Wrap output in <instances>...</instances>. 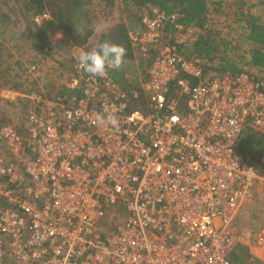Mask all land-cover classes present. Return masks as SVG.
Here are the masks:
<instances>
[{"label":"built area","instance_id":"1","mask_svg":"<svg viewBox=\"0 0 264 264\" xmlns=\"http://www.w3.org/2000/svg\"><path fill=\"white\" fill-rule=\"evenodd\" d=\"M207 1L204 27L150 5L129 30L138 62L155 55L140 83L144 107H130V92L140 93L113 70L93 78L78 57L65 82L76 95L2 89L34 107L24 132L0 126V264H238L231 255L242 246L248 264H264V225L237 224L264 187V154L253 161L237 150L246 130L264 135V69L245 62L250 53L238 73L187 56L215 28ZM262 3L244 8L245 36ZM108 114L118 127L97 122Z\"/></svg>","mask_w":264,"mask_h":264},{"label":"trees","instance_id":"2","mask_svg":"<svg viewBox=\"0 0 264 264\" xmlns=\"http://www.w3.org/2000/svg\"><path fill=\"white\" fill-rule=\"evenodd\" d=\"M209 2L213 6L214 11L223 5V0L212 3L209 0ZM98 3H105L106 7L123 6L124 12L129 15L126 17L127 23L115 24L114 28L104 32L95 42H92V38L96 37V31L92 24L90 6ZM150 5L158 6L169 13H181L182 21L199 27L206 25L208 13L211 10L207 0H0V86H8L26 92L39 90L34 87L36 80L33 81V84L29 83L32 84L30 86H26L24 81L27 80L29 82L28 76L31 75V70H36L37 67L33 69L25 60L16 55L15 50L18 49L19 43H25L29 38L28 42H34L37 50L46 55L49 49L51 50L55 47L51 41L48 42L52 30H58L63 34L65 38L63 46H65L64 49L66 50L73 46H81L85 51H89L97 48L102 42L108 41L126 49L125 60L132 59L134 53L129 42L128 31L137 28V26L130 27L129 23L135 22V25H137L138 21L141 20V12ZM43 13H49L51 17L44 19L41 23L33 20L34 15ZM247 21L249 31L245 37L251 44L250 65L264 69V21L259 15L254 14H248ZM214 30L215 28L212 29L211 27L204 29V32L200 33L193 44L184 47V52L187 56L198 54L205 55L211 59L218 58L221 72H240L241 69L234 62L232 56L229 57V55L218 53L222 45L225 46L223 50H227L226 43H230V41L222 37L221 40L226 43L221 40L216 42L212 36ZM8 31L12 32L10 37H8ZM12 41L15 44L11 45ZM56 46L59 48L63 47L60 44ZM154 56L153 54L149 61L138 63L144 74L146 73V67L149 66ZM73 62L70 61L72 63V65L69 63L70 67L64 62L61 63V66L64 68L69 67L72 70ZM32 63L39 64V61H32ZM121 69L122 67L119 70H113L112 75L129 92L137 90L138 86L134 85L133 81L128 80L125 76V71ZM137 91L140 93L138 96H135L132 91L130 92L131 108L144 107L145 105L144 95H142L140 89ZM54 93L76 95L79 92L69 91L65 83H63ZM18 101H25L23 103L31 104V100L27 98L19 99ZM16 102L9 100L7 103L14 104ZM17 126L20 131L24 132L23 122L19 125L17 124ZM237 150L243 156H249L253 161H259L264 154V135L253 132L250 129L246 130L237 144ZM250 257L249 249L243 246L238 247L231 255L232 260L238 264H248Z\"/></svg>","mask_w":264,"mask_h":264},{"label":"rangeland","instance_id":"3","mask_svg":"<svg viewBox=\"0 0 264 264\" xmlns=\"http://www.w3.org/2000/svg\"><path fill=\"white\" fill-rule=\"evenodd\" d=\"M252 0H223L222 7L216 9L213 15V20L215 24V30L212 32L213 38L220 41L223 37L225 40L231 38V36H238L236 43H226L227 50L224 49L222 45L219 49V54L232 55V58L237 65L240 61H243V56L250 53L251 44L247 41L245 37V30L243 28L242 20L243 10L246 5ZM92 24L95 27L96 37L92 38V42H95L104 32H108L111 28H114L115 24L125 22L127 23V12H124V7H106L105 3L92 4L90 6ZM258 13L264 21V3L258 7ZM128 25V24H127ZM130 27L135 26V22L129 23ZM217 29H220L218 31ZM8 37L12 34L8 31ZM129 32V31H128ZM19 33V32H18ZM29 39V38H28ZM19 43L18 49L15 50L16 55L21 59L25 60L27 64L31 67L36 66V70H31V75L28 76L29 82H26V86L33 84L36 80L34 87L41 91L47 92L48 94L54 93L56 89L60 87L61 84L65 83L70 76V61H76V58L80 53L76 52V47H70L67 50L64 49L65 38L63 34L56 30L50 32L48 42L55 46L46 53V55L39 50H37L35 43ZM234 41V40H233ZM15 44L14 41L10 43ZM62 45V48L56 45ZM233 44V45H232ZM22 47H21V46ZM78 47V46H77ZM240 59L239 62L237 60ZM14 61V59H12ZM32 61H39V64H33ZM65 63L68 68L61 66V63ZM70 63V64H69ZM135 56L130 60H125L122 69L125 71V76L128 80L133 81L132 83L139 86L140 81L143 79L144 72L143 69L138 65ZM32 83V84H29ZM121 84V83H120ZM8 86H0V126L5 122H15L16 124H21L24 122L29 110L34 107V103L31 101L29 103H23L25 101H18L23 98L12 99L17 101L14 104L7 103L9 100L4 98L2 89ZM26 92V91H23ZM237 224L244 228L257 229L258 227L264 225V187L255 190V194L252 200L246 203L239 212Z\"/></svg>","mask_w":264,"mask_h":264},{"label":"clouds","instance_id":"4","mask_svg":"<svg viewBox=\"0 0 264 264\" xmlns=\"http://www.w3.org/2000/svg\"><path fill=\"white\" fill-rule=\"evenodd\" d=\"M125 58L124 47L105 41L95 49L81 52L78 56V67L93 78L105 77L109 69L119 70ZM96 120L100 124H111L114 128L119 126L117 119L111 114L97 115Z\"/></svg>","mask_w":264,"mask_h":264},{"label":"crops","instance_id":"5","mask_svg":"<svg viewBox=\"0 0 264 264\" xmlns=\"http://www.w3.org/2000/svg\"><path fill=\"white\" fill-rule=\"evenodd\" d=\"M140 27V21H138V24L137 25H135V27ZM134 27V26H133ZM245 62H249L248 60L247 61H245ZM251 62V61H250ZM249 62V63H250ZM139 65V64H138ZM148 69H147V67H146V73L144 74V73H142L144 76H143V79L141 80V81H143L144 79H145V76H146V78H147V75H148V71H147ZM114 77V76H113ZM115 78V77H114ZM116 79V78H115ZM141 81H140V83H141ZM138 89H140L141 90V87H140V84H139V86H138ZM137 89V90H138Z\"/></svg>","mask_w":264,"mask_h":264}]
</instances>
